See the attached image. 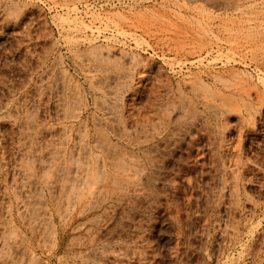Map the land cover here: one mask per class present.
<instances>
[{
    "label": "rangeland",
    "instance_id": "1",
    "mask_svg": "<svg viewBox=\"0 0 264 264\" xmlns=\"http://www.w3.org/2000/svg\"><path fill=\"white\" fill-rule=\"evenodd\" d=\"M263 3L0 0V264H264Z\"/></svg>",
    "mask_w": 264,
    "mask_h": 264
},
{
    "label": "bare ground",
    "instance_id": "2",
    "mask_svg": "<svg viewBox=\"0 0 264 264\" xmlns=\"http://www.w3.org/2000/svg\"><path fill=\"white\" fill-rule=\"evenodd\" d=\"M263 4H264V3H263ZM241 6H242V5H240V4L235 5V6L233 7V10H234V9H238V11L241 12V10H239V9H241ZM231 10H232V9H231ZM238 11H237V12H238ZM234 13H235V11H234ZM209 42H210V41H209ZM208 45H209V44H208ZM110 104H111V103H110ZM111 113H112V112H111ZM80 166H81V165H80ZM122 167H123V166H122ZM78 168H79V166H78ZM78 168H77V171H78ZM84 168H85V167H84ZM80 169H81V168H80ZM82 169H83V167H82ZM127 169H128V168H127ZM88 170H89V169H88ZM131 170H132V169H131ZM83 171H84V170H83ZM85 171H86V170H85ZM125 171H126V170H125ZM132 172H133V170H132ZM55 173H56V172H55ZM81 173H82V171H81ZM83 175H84V174H83ZM148 175H149V174H148ZM148 175H147V176H148ZM78 179H79V178H77L76 180H77L78 183H80L81 180H80V182H79ZM82 180H83V177H82ZM152 180H153V179H152ZM143 182L145 183V182H147V181L144 180ZM143 182H142V183H143ZM81 183H82V182H81ZM76 184H77V183H76ZM145 184H146V183H145ZM147 184H148V183H147ZM147 184H146V185H147ZM79 185H80V184H79ZM146 185H145V186H146ZM140 186H141V184H140ZM148 186H150V183H149ZM141 187H142V186H141ZM143 187H144V186H143ZM148 188H150V187H148ZM140 189H141V188H140ZM152 190H153V189H152ZM136 191H137V190H136ZM148 192H149V191H148ZM138 199H139V198H138ZM31 210H32V209H31ZM167 228H168V227H167ZM164 241H165V240H164ZM15 242H16V241H15ZM96 249H97V248H96ZM96 249H95V250H96ZM102 254H103V253H102ZM97 255H98V254H97ZM95 256H96V255H95ZM98 258H99V255H98ZM98 258H96V259H98ZM101 260H102V259H101ZM103 262H105V261L103 260ZM84 264H85V263H84Z\"/></svg>",
    "mask_w": 264,
    "mask_h": 264
}]
</instances>
